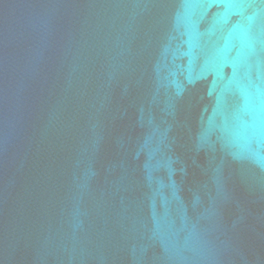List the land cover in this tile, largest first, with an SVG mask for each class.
Masks as SVG:
<instances>
[{
  "label": "water",
  "instance_id": "1",
  "mask_svg": "<svg viewBox=\"0 0 264 264\" xmlns=\"http://www.w3.org/2000/svg\"><path fill=\"white\" fill-rule=\"evenodd\" d=\"M0 264H264V0H0Z\"/></svg>",
  "mask_w": 264,
  "mask_h": 264
}]
</instances>
